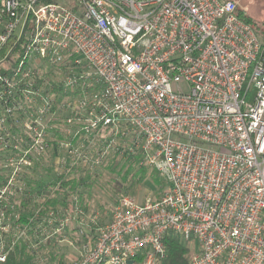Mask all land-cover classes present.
Segmentation results:
<instances>
[{
	"label": "built area",
	"instance_id": "obj_1",
	"mask_svg": "<svg viewBox=\"0 0 264 264\" xmlns=\"http://www.w3.org/2000/svg\"><path fill=\"white\" fill-rule=\"evenodd\" d=\"M237 8L0 0V261L39 245L33 225L50 238L70 224L54 208L18 221L34 168L73 178L129 150L165 188L89 219L77 264H136L142 250L140 264H158L168 232L195 248L190 264H264V42Z\"/></svg>",
	"mask_w": 264,
	"mask_h": 264
},
{
	"label": "trees",
	"instance_id": "obj_2",
	"mask_svg": "<svg viewBox=\"0 0 264 264\" xmlns=\"http://www.w3.org/2000/svg\"><path fill=\"white\" fill-rule=\"evenodd\" d=\"M237 13L241 17V11L239 8H237ZM140 162L141 152L131 153L129 150H125L121 153L118 150H113L107 154L104 162L100 164V167H103L110 172H114L117 175L123 174V179L128 177L134 170L132 174L133 178L138 179V174L142 173L143 175L149 172L160 181L163 180L155 168H151L149 165L141 164ZM33 170L34 176H31V179L29 178L26 189V197H30L21 201L24 212L21 213L18 221L26 223L33 220L35 224L36 221L44 219L48 216L46 211L48 208H54L56 213L59 210L64 209L66 211L62 215V218L69 217L71 220L70 223L75 222V225H77L73 227V230L75 227L77 231L84 229L86 230L85 233L94 234V236H96V232L94 230H91V232L88 229L90 225L88 223L89 221L84 220L85 218L83 217L86 215L84 211L87 210V204H85L86 202L83 195L86 192L88 195H91L90 190L85 192V188L92 187L91 185L96 182L95 174H93L90 169L80 168L75 169L73 178H67V169L59 172L56 171L54 165H49L48 167L44 165L37 166ZM84 170H87L86 174L79 172ZM4 176L5 174H3L0 169V182H2ZM164 188L159 191L162 192ZM126 192L127 191H125V193ZM43 206L45 207L44 209L41 208ZM77 206L81 207L82 213L75 214V208ZM39 208L41 209L36 211ZM59 216L61 215L59 214ZM71 235L74 237L73 234ZM76 241L78 244L80 243L79 238L76 239ZM164 243L167 248V253L164 257H160L158 259V264H190V257L192 253L188 244L182 237L173 232H168L164 237ZM44 247H46L44 243L43 245H38L34 248L27 247L26 243H21L17 245L15 249L11 250L8 254L7 260L4 262L0 261V264H36L38 261H42L43 264L62 263V260L60 261L57 253L55 254L53 249H48V254H45V257L47 258H44L42 251ZM145 251L146 250H142L139 252L135 258L136 264H140L144 260ZM46 259L49 261L46 262Z\"/></svg>",
	"mask_w": 264,
	"mask_h": 264
},
{
	"label": "rangeland",
	"instance_id": "obj_3",
	"mask_svg": "<svg viewBox=\"0 0 264 264\" xmlns=\"http://www.w3.org/2000/svg\"><path fill=\"white\" fill-rule=\"evenodd\" d=\"M236 1L240 11L241 18L247 20L257 32L260 40L264 42V0H234ZM95 174L96 182L92 184L90 188H85V192L90 190L91 195L86 192L83 197L85 204H87L86 213L83 216L86 221L96 217L99 224L108 222L112 216L113 210L116 207L119 199L125 195H130L136 198L139 202H144L148 197H158L162 188L165 187V182L155 178L151 173L138 174L137 178H133L132 173L123 179V174L117 175L114 172H110L99 165L90 169ZM82 174H86L87 170L79 171ZM75 173V171H74ZM95 180V179H94ZM125 191H127L125 193ZM117 200V201H116ZM84 205V204H83ZM81 208V207H80ZM74 226H75V222ZM74 237H72V235ZM64 240L54 239L52 245L57 246V256L62 260V263L58 264H77L83 261V249L82 244L86 240L83 233L77 231L73 226L67 229L64 234ZM80 239V243L76 239ZM190 251L195 248L188 244ZM58 259V260H59ZM40 260V259H39ZM47 260L46 262H48ZM36 264H43V262H37ZM51 264V263H49Z\"/></svg>",
	"mask_w": 264,
	"mask_h": 264
},
{
	"label": "crops",
	"instance_id": "obj_4",
	"mask_svg": "<svg viewBox=\"0 0 264 264\" xmlns=\"http://www.w3.org/2000/svg\"><path fill=\"white\" fill-rule=\"evenodd\" d=\"M239 8V7H238ZM73 226L74 227V223L72 222V223H70L69 224V226H68V228L70 227V226ZM75 226H77V225H75ZM33 228V229H32ZM76 228V227H75ZM40 233V229H38V227H37V224L36 225H33L32 227H31V229H30V236H31V240H32V243L34 244L35 243V239L38 237V236H40L39 237V241H40V243H39V246H41V245H43V243L45 244V246L46 247H44L43 248V255H44V258H47V257H45V254H48V252H49V250L48 249H53L54 251H55V254L56 253H59V252H57V246L58 245H52V242L54 241V239H57V240H59V242H62L65 238H64V236H61V237H58V236H53V237H50V238H48L49 236V233H46V234H44V235H42V234H39ZM47 235V236H46ZM48 243H49V245H48ZM27 245V247H30L31 248V246L30 245H28V244H26ZM47 256V255H46ZM49 257V256H48ZM46 261H47V259H46Z\"/></svg>",
	"mask_w": 264,
	"mask_h": 264
},
{
	"label": "water",
	"instance_id": "obj_5",
	"mask_svg": "<svg viewBox=\"0 0 264 264\" xmlns=\"http://www.w3.org/2000/svg\"><path fill=\"white\" fill-rule=\"evenodd\" d=\"M134 263V260H129L128 262H127V264H133Z\"/></svg>",
	"mask_w": 264,
	"mask_h": 264
}]
</instances>
